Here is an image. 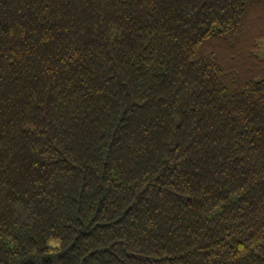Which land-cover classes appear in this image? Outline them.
<instances>
[{"label":"trees","instance_id":"trees-1","mask_svg":"<svg viewBox=\"0 0 264 264\" xmlns=\"http://www.w3.org/2000/svg\"><path fill=\"white\" fill-rule=\"evenodd\" d=\"M264 0H0V264H264Z\"/></svg>","mask_w":264,"mask_h":264},{"label":"rangeland","instance_id":"rangeland-1","mask_svg":"<svg viewBox=\"0 0 264 264\" xmlns=\"http://www.w3.org/2000/svg\"><path fill=\"white\" fill-rule=\"evenodd\" d=\"M259 55L264 59V41H263Z\"/></svg>","mask_w":264,"mask_h":264}]
</instances>
